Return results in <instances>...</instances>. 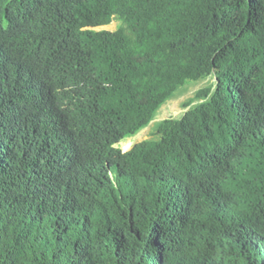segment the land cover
Instances as JSON below:
<instances>
[{
    "label": "trees",
    "instance_id": "trees-1",
    "mask_svg": "<svg viewBox=\"0 0 264 264\" xmlns=\"http://www.w3.org/2000/svg\"><path fill=\"white\" fill-rule=\"evenodd\" d=\"M0 264H264V0H0Z\"/></svg>",
    "mask_w": 264,
    "mask_h": 264
},
{
    "label": "rangeland",
    "instance_id": "rangeland-1",
    "mask_svg": "<svg viewBox=\"0 0 264 264\" xmlns=\"http://www.w3.org/2000/svg\"><path fill=\"white\" fill-rule=\"evenodd\" d=\"M119 24V20L113 18L111 22L105 26H101L99 28L107 29V30H115ZM97 28V29H99ZM212 77H205L203 79L198 80L197 82H189L184 87H182L176 94L169 100H167L161 107L158 109L154 119L144 128H142L136 135L123 139L119 143L115 144L122 151L129 150L134 144L155 137L154 129L155 123L169 117L177 118L179 117L187 108L183 107V102L188 98L194 96L196 90L203 88L210 81H213ZM126 147V148H125Z\"/></svg>",
    "mask_w": 264,
    "mask_h": 264
},
{
    "label": "clouds",
    "instance_id": "clouds-1",
    "mask_svg": "<svg viewBox=\"0 0 264 264\" xmlns=\"http://www.w3.org/2000/svg\"><path fill=\"white\" fill-rule=\"evenodd\" d=\"M108 24H109V23H108ZM106 25H107V24H106ZM103 26H105V25H103ZM100 27H101V26H100ZM97 28H99V27H96L95 29H97ZM99 29H103V28H99ZM106 30H107V29H106ZM139 131H140V130H139ZM139 131H138V132H139ZM136 134H137V132L134 133V134H132V135H129V136H125V137H123V138L120 139L119 141L113 143V146H114V147H118V146H115V144L119 143V142L122 141L123 139L129 138V137H132V136H134V135H136ZM136 144H137V143H136ZM134 145H135V144H134ZM134 145H133V146H134ZM133 146H132V147H133ZM132 147H131V148H132ZM118 148H119V147H118ZM131 148H130V149H131ZM119 149H120V148H119ZM130 149H129V150H130ZM120 150L122 151V149H120ZM129 150H127V151H129ZM127 151H122V152H127Z\"/></svg>",
    "mask_w": 264,
    "mask_h": 264
}]
</instances>
